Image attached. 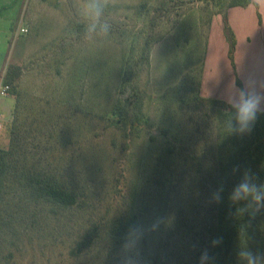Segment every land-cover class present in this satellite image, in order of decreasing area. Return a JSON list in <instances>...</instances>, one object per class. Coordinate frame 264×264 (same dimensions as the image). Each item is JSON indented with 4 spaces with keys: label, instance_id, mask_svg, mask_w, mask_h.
Wrapping results in <instances>:
<instances>
[{
    "label": "rangeland",
    "instance_id": "rangeland-1",
    "mask_svg": "<svg viewBox=\"0 0 264 264\" xmlns=\"http://www.w3.org/2000/svg\"><path fill=\"white\" fill-rule=\"evenodd\" d=\"M19 3L0 11L3 30L11 24L0 72L9 65L22 71L7 96L17 110L1 120L0 157L19 174L84 193L86 202L73 209L34 202L15 173L0 264H201L205 251L203 264H245L240 250L220 259L211 231L244 177V149L264 151V122L236 135L235 113L202 95L209 47H216L208 31L213 11L198 0H107L101 22L110 32L89 40L85 0ZM228 31L227 59L241 89ZM118 119L123 124L114 127ZM191 146L202 155L199 172L189 165ZM257 168L264 174V158ZM122 214L136 217L138 227L121 248L113 250L105 232L92 249L70 255L93 222ZM252 219L261 222L260 233L243 249L264 264V209Z\"/></svg>",
    "mask_w": 264,
    "mask_h": 264
},
{
    "label": "trees",
    "instance_id": "trees-1",
    "mask_svg": "<svg viewBox=\"0 0 264 264\" xmlns=\"http://www.w3.org/2000/svg\"><path fill=\"white\" fill-rule=\"evenodd\" d=\"M205 4L207 8L213 11V15L223 16L225 26H228L227 22V11L234 7L246 8L253 3L252 0H228V7H224L222 2L226 0H198ZM178 3H184L185 0H176ZM218 8L219 11H215ZM211 23V21H209ZM148 41L142 60L148 61ZM235 45H232L234 51ZM21 68L17 65H9L5 68V73L2 75L0 72V82L3 85H9L12 90V86H15L21 75ZM224 107V110H228L235 113L233 106L223 102L215 101ZM17 110V106H15ZM114 127H120L123 124L122 119L114 121ZM264 122V112H258L255 123ZM254 123V125H255ZM253 125V127H254ZM236 135L237 133L234 132ZM241 134V133H239ZM247 134L248 133H243ZM244 156L247 158L244 160L243 157L239 159L238 173L244 176L248 174L253 183L256 182L259 186H264V174L257 168L261 158H264V151L261 152L257 148L252 146L244 149ZM189 165L196 172L202 169V155L201 152L189 147ZM257 162V164H256ZM15 173L18 176H22L27 180L26 190L30 197L37 203L49 204L55 207L64 209L83 208L85 206V195L74 189L65 187L61 183L48 178L46 176L35 174L32 172L21 171L19 174L18 170H15L13 163L10 159L0 157V229L5 228L7 218L5 208L10 206L8 192L11 188H15L17 185ZM248 201L239 202H226L220 209L219 214L216 217L213 230L211 231V240L219 241V243L213 244L217 251V255L220 259H231L236 251H239L246 247L247 244L255 240L256 234L260 233L259 229L261 222L259 220L252 219V216L247 212ZM242 209L244 211H242ZM137 221L136 217L122 214L114 217L110 220H101L93 222L82 235L79 241L70 250V255L80 256L84 252L92 249L101 239L103 234L106 232L108 239L111 243V248H121L126 242L129 236L137 233ZM11 256V254H10Z\"/></svg>",
    "mask_w": 264,
    "mask_h": 264
},
{
    "label": "crops",
    "instance_id": "crops-1",
    "mask_svg": "<svg viewBox=\"0 0 264 264\" xmlns=\"http://www.w3.org/2000/svg\"><path fill=\"white\" fill-rule=\"evenodd\" d=\"M19 1L21 0H0V11L7 7L18 10L17 6L22 4ZM252 1L253 3L246 8L228 9L227 22L229 36L233 37L235 43L234 75L236 79H239L246 91L264 94V0ZM23 16L22 13L20 20ZM222 20L220 15L213 16L209 25L208 31L211 37L216 38V47L213 50L212 44L209 47L207 66L200 86L203 96L233 106L240 89L235 84V78L231 76L232 70L227 59L228 50L224 37L226 26ZM2 25L3 21L0 20V57L6 48V31L9 30L11 24L9 21L5 22L4 30ZM217 51L226 77L223 76L222 68L217 61L213 63ZM2 85L0 83V87ZM7 98V96L0 97V117L3 122L12 114L16 105L15 99L8 100ZM259 112H264V102L261 103Z\"/></svg>",
    "mask_w": 264,
    "mask_h": 264
},
{
    "label": "clouds",
    "instance_id": "clouds-1",
    "mask_svg": "<svg viewBox=\"0 0 264 264\" xmlns=\"http://www.w3.org/2000/svg\"><path fill=\"white\" fill-rule=\"evenodd\" d=\"M107 0H85L83 16L90 21L86 28V39L106 37L111 29V25L104 19ZM264 102V94H257L241 88L235 98L233 107L235 109L234 123L231 129L236 133H250L256 121L257 113L261 111V103ZM219 199L218 196L215 197ZM229 198L234 202L248 201L247 212L254 217L259 211L264 209V186H259L251 181V177L245 174L244 177L232 189ZM242 211H244L242 209ZM219 241H213V244ZM238 255L244 260L245 264H260L261 257L257 256L250 249H242ZM207 252H203L200 262L203 264L208 260Z\"/></svg>",
    "mask_w": 264,
    "mask_h": 264
},
{
    "label": "built area",
    "instance_id": "built-area-1",
    "mask_svg": "<svg viewBox=\"0 0 264 264\" xmlns=\"http://www.w3.org/2000/svg\"><path fill=\"white\" fill-rule=\"evenodd\" d=\"M22 33L26 32L25 29L21 30ZM11 91V87L9 85H2L0 87V97H6L9 95V92ZM2 128V123H1V117H0V130Z\"/></svg>",
    "mask_w": 264,
    "mask_h": 264
},
{
    "label": "water",
    "instance_id": "water-1",
    "mask_svg": "<svg viewBox=\"0 0 264 264\" xmlns=\"http://www.w3.org/2000/svg\"><path fill=\"white\" fill-rule=\"evenodd\" d=\"M227 36L229 37V31L227 32Z\"/></svg>",
    "mask_w": 264,
    "mask_h": 264
}]
</instances>
